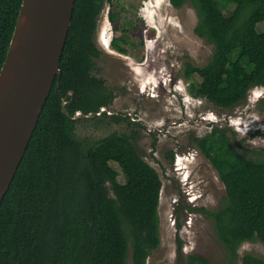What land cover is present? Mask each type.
<instances>
[{
  "label": "trees",
  "instance_id": "1",
  "mask_svg": "<svg viewBox=\"0 0 264 264\" xmlns=\"http://www.w3.org/2000/svg\"><path fill=\"white\" fill-rule=\"evenodd\" d=\"M186 1L196 9L195 33L214 46L206 64L185 63L190 94L231 108L252 88L264 87V0L170 3L180 7ZM106 2L114 5L113 0H75L60 76L0 203V264H147L160 243L162 179L140 155L135 136L113 131L89 142L74 135L76 110L96 112L113 98L105 80L93 74L102 53L94 33ZM21 3L0 0V70ZM108 15L111 21L118 17L113 11ZM117 41L113 46L125 51ZM194 141L226 188L220 206L197 209L212 220L227 264H264L252 252L238 263L243 242L264 243V158L240 152L236 133L227 126L214 125ZM191 261L212 264L197 254Z\"/></svg>",
  "mask_w": 264,
  "mask_h": 264
},
{
  "label": "rangeland",
  "instance_id": "2",
  "mask_svg": "<svg viewBox=\"0 0 264 264\" xmlns=\"http://www.w3.org/2000/svg\"><path fill=\"white\" fill-rule=\"evenodd\" d=\"M113 2H106L98 18L94 40L102 53L93 69L113 92L112 102L106 115L77 117L74 135L91 142L113 131L133 134L140 155L158 171L160 243L147 264H199L191 261L194 254L212 264H227V250L217 239L212 220L197 209L220 206L226 188L194 138L214 125L227 126L236 133L234 145L240 152L264 158V91L252 88L246 100L231 108L194 97L188 91L190 79L184 76L185 63L206 64L214 46L195 33L197 13L192 3L175 7L170 0ZM109 11L117 14L116 21L110 20ZM114 38L125 51L113 46ZM178 166L184 169L183 181ZM118 178L124 180L122 174ZM238 251V263L245 252L264 259L260 241H245Z\"/></svg>",
  "mask_w": 264,
  "mask_h": 264
},
{
  "label": "water",
  "instance_id": "3",
  "mask_svg": "<svg viewBox=\"0 0 264 264\" xmlns=\"http://www.w3.org/2000/svg\"><path fill=\"white\" fill-rule=\"evenodd\" d=\"M74 5L75 0H22L0 70V203L60 76ZM106 108L87 114L77 110L72 118L101 114Z\"/></svg>",
  "mask_w": 264,
  "mask_h": 264
},
{
  "label": "flooded vegetation",
  "instance_id": "4",
  "mask_svg": "<svg viewBox=\"0 0 264 264\" xmlns=\"http://www.w3.org/2000/svg\"><path fill=\"white\" fill-rule=\"evenodd\" d=\"M177 89H180V87L177 85ZM111 104V103H110ZM102 107V106H101ZM77 111V110H76ZM75 111V112H76ZM106 110H103V112H105ZM74 112V113H75ZM97 112V111H96ZM73 113V114H74ZM94 114H96V115H98L99 116V114H97V113H94ZM83 117H89V116H83ZM94 117V116H93ZM95 117H97V116H95ZM176 169H179V171H178V173L181 175V177H180V179H182V181H183V177H185V175H184V169L182 168V166H178Z\"/></svg>",
  "mask_w": 264,
  "mask_h": 264
},
{
  "label": "clouds",
  "instance_id": "5",
  "mask_svg": "<svg viewBox=\"0 0 264 264\" xmlns=\"http://www.w3.org/2000/svg\"><path fill=\"white\" fill-rule=\"evenodd\" d=\"M103 36H105L104 39H102L103 44H104L105 46H109L108 38H107L106 35H104V34H103ZM254 88H257V89H260V90H263V91H264V87L257 86V87H254Z\"/></svg>",
  "mask_w": 264,
  "mask_h": 264
},
{
  "label": "bare ground",
  "instance_id": "6",
  "mask_svg": "<svg viewBox=\"0 0 264 264\" xmlns=\"http://www.w3.org/2000/svg\"><path fill=\"white\" fill-rule=\"evenodd\" d=\"M108 21H110V20H108ZM109 23V22H108ZM108 32V31H107ZM110 40H111V37H110ZM111 43V42H110ZM182 89V88H181ZM186 98V97H185ZM187 99V98H186Z\"/></svg>",
  "mask_w": 264,
  "mask_h": 264
}]
</instances>
